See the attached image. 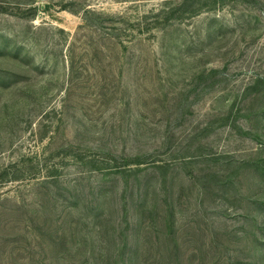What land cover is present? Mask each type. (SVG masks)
Segmentation results:
<instances>
[{
  "label": "rangeland",
  "instance_id": "rangeland-1",
  "mask_svg": "<svg viewBox=\"0 0 264 264\" xmlns=\"http://www.w3.org/2000/svg\"><path fill=\"white\" fill-rule=\"evenodd\" d=\"M0 264H264V0H0Z\"/></svg>",
  "mask_w": 264,
  "mask_h": 264
}]
</instances>
